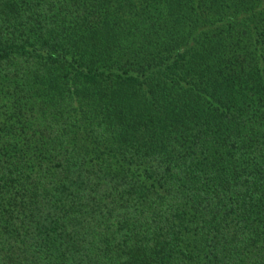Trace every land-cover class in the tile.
<instances>
[{"label": "trees", "instance_id": "trees-1", "mask_svg": "<svg viewBox=\"0 0 264 264\" xmlns=\"http://www.w3.org/2000/svg\"><path fill=\"white\" fill-rule=\"evenodd\" d=\"M0 264H264V0H0Z\"/></svg>", "mask_w": 264, "mask_h": 264}]
</instances>
